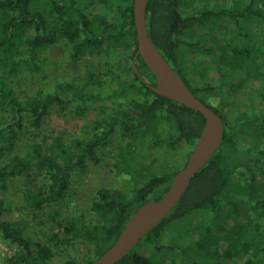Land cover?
<instances>
[{
    "label": "trees",
    "instance_id": "trees-1",
    "mask_svg": "<svg viewBox=\"0 0 264 264\" xmlns=\"http://www.w3.org/2000/svg\"><path fill=\"white\" fill-rule=\"evenodd\" d=\"M40 3L0 0V156L14 150L26 121L33 136L23 154L0 164V187L37 174L42 187L27 189L23 199L34 212L52 209L48 218L58 232L47 242L34 240L4 219L12 206L0 198V240L14 249L4 264H52L56 248L73 239L92 246V252L59 264H93L115 244L142 205L163 198L183 168L173 162L161 167L159 161L184 148L185 166L205 118L148 87L157 84L142 57L135 59L134 0H51L42 8ZM146 26L191 92L222 118L225 132L221 146L173 211L117 264H170L136 249L170 252L174 247L162 245V235L191 215H202L201 221L186 234L208 249L212 264H264V0H148ZM60 41L70 62L98 54L105 59L86 66L83 83L61 81L51 91L38 89L18 100L12 88L17 70L22 64L39 70L41 53ZM214 55L220 62L213 66ZM203 64L206 71L201 74ZM213 75L219 77L215 85ZM202 77L209 83L201 85ZM230 85L240 88L235 89L236 102ZM223 92L229 93L230 114L201 98ZM70 104L80 117L93 110L101 115L70 140L44 134L53 107ZM116 139L121 145L112 168L129 192L100 187L90 206L92 219L66 214L71 174L86 172L90 164L99 166V151ZM147 147L160 155L146 157Z\"/></svg>",
    "mask_w": 264,
    "mask_h": 264
},
{
    "label": "rangeland",
    "instance_id": "rangeland-1",
    "mask_svg": "<svg viewBox=\"0 0 264 264\" xmlns=\"http://www.w3.org/2000/svg\"><path fill=\"white\" fill-rule=\"evenodd\" d=\"M45 1L51 0H41V8L44 6ZM248 31L251 32V29H248ZM41 55V66L39 70L35 69L33 66L22 64L13 76L12 88L18 100L27 99L38 89L51 91L54 85L61 81L74 79L78 83H83L85 81L86 66L91 63L102 62L103 58L105 59V56L98 54L80 63L70 62L66 54V49L61 41L46 49ZM219 62L220 60L215 59L214 55L212 65H217ZM201 67L202 69H199V71L201 74H204L206 65L203 64ZM238 78L239 75L234 76L235 80ZM218 79L219 77L215 79V75L212 76L211 81L213 85L217 82L219 83ZM233 82L234 81L231 83ZM207 83H209V81L204 77L200 79L201 85ZM230 88L233 91V100L236 102L238 100L236 91L240 88L232 85H230ZM219 96L220 97H215L207 94L205 96L201 95V98L214 109L217 108L224 114H230L231 110L229 109L228 103L230 102L228 100L229 93H219ZM248 110L251 109L248 108ZM100 115L101 111L93 110L80 117L76 115L73 110V104L65 108L55 106L46 117L42 131L47 135L61 134L65 136L67 140H70L72 137L79 135L81 129L85 128L89 122L98 118ZM25 125L26 129L21 132L14 150L0 156V164L7 161L13 155L23 154L25 149H27L28 143L33 136H31L32 134L29 129L30 125L28 121L25 122ZM119 145L121 144L116 139L112 141L110 146L99 151V156L102 161L99 166L90 164L86 172H73L71 174L70 188L64 200V212L66 214H83L86 221L92 219L94 215L90 212V206L94 200L96 190L100 187H119L122 191L129 192L130 187L125 185L124 180L117 176L118 170L112 168L114 160L118 157L120 151ZM185 153V149L181 148L170 159H165L166 157H164V161H159L160 166L167 167L168 163L173 162L179 169L184 168L183 163L186 160ZM153 154L157 156L160 155L159 152L153 149L151 150L149 147L144 148V155L146 157H153ZM162 156H164L163 153ZM43 182V179L37 174L30 173L29 176L9 180L5 189L0 187V198L10 203L12 206L11 211L4 214V219L9 221L12 225L22 227L29 237L42 243L47 242L48 238L58 232V230L54 228L53 222L48 218V214L52 209L46 208L44 211L34 212V209L27 207L23 199V193L27 189L41 188ZM201 217L202 215H191L186 217L182 222L173 225L162 235L160 243L165 246L174 247L170 252L167 250L157 251L154 247L147 250L144 246L137 248L136 251L147 255L154 261L165 260L170 264H212L214 259L211 260L207 252L208 249L204 248V246L199 247L200 245L196 243V238H193V236L189 237L186 234L190 226H195L200 223L199 221L201 220H199V218ZM204 224H208L206 220ZM210 249H212L211 246ZM91 250L92 246L73 239L71 244L56 248L57 254L52 264H59L69 256L82 258L84 255L92 252ZM240 261L241 260L237 262Z\"/></svg>",
    "mask_w": 264,
    "mask_h": 264
},
{
    "label": "water",
    "instance_id": "water-1",
    "mask_svg": "<svg viewBox=\"0 0 264 264\" xmlns=\"http://www.w3.org/2000/svg\"><path fill=\"white\" fill-rule=\"evenodd\" d=\"M147 3L148 0H134L133 9L138 39L135 59L140 55L156 78L157 86L148 85V87L157 95L199 112L205 118V125L188 162L174 176L163 198L142 205L129 219L115 244L93 264H117L124 259L151 229L173 211L186 193L191 181L214 156L224 138L225 127L222 118L191 92L149 37L146 26ZM132 67L143 81L135 61Z\"/></svg>",
    "mask_w": 264,
    "mask_h": 264
},
{
    "label": "built area",
    "instance_id": "built-area-1",
    "mask_svg": "<svg viewBox=\"0 0 264 264\" xmlns=\"http://www.w3.org/2000/svg\"><path fill=\"white\" fill-rule=\"evenodd\" d=\"M14 249L10 244L0 240V264H4L6 258L13 255Z\"/></svg>",
    "mask_w": 264,
    "mask_h": 264
}]
</instances>
